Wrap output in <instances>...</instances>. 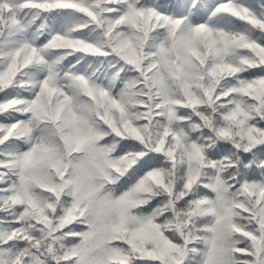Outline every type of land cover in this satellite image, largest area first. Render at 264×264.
Listing matches in <instances>:
<instances>
[{
  "label": "snow or ice",
  "instance_id": "6c2138e0",
  "mask_svg": "<svg viewBox=\"0 0 264 264\" xmlns=\"http://www.w3.org/2000/svg\"><path fill=\"white\" fill-rule=\"evenodd\" d=\"M0 264H264V0H0Z\"/></svg>",
  "mask_w": 264,
  "mask_h": 264
}]
</instances>
